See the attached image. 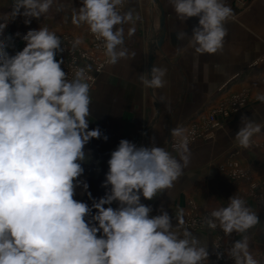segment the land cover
<instances>
[{
    "label": "clouds",
    "instance_id": "clouds-1",
    "mask_svg": "<svg viewBox=\"0 0 264 264\" xmlns=\"http://www.w3.org/2000/svg\"><path fill=\"white\" fill-rule=\"evenodd\" d=\"M170 2L180 21L198 18L189 36L196 53L222 51L225 24L233 15L224 0ZM126 3L80 0L81 6L72 9V24L87 27L107 65L129 55L123 25H132L131 37L142 20L139 13L124 11ZM53 4L54 0H13L12 11L0 22V36L9 20L20 15L38 19ZM185 36V31L177 33V39ZM10 39H0V264H208V246L187 226L183 208L177 207L173 226V217L163 207L153 216V208L141 202L172 189L184 175L191 157L186 129L171 130L176 155L155 144L137 146L121 139L107 161L102 182L107 191L93 199L87 182L79 179L82 164L90 158L86 145L103 135L98 126L89 128L92 65L79 66L73 57L69 78L62 68L63 41L47 26L27 31L22 37L26 45L14 55L7 51ZM82 43L76 37L71 50ZM166 72L153 66L139 79L145 89H161L167 83ZM256 99L264 102V95ZM241 123L234 140L247 149L261 125L246 116ZM78 187L92 199L91 206L75 199ZM259 222L246 200L234 195L226 206L208 212L201 226L219 228L225 236L239 234L241 238L226 249L228 257L235 264H260L246 234Z\"/></svg>",
    "mask_w": 264,
    "mask_h": 264
},
{
    "label": "crops",
    "instance_id": "crops-1",
    "mask_svg": "<svg viewBox=\"0 0 264 264\" xmlns=\"http://www.w3.org/2000/svg\"><path fill=\"white\" fill-rule=\"evenodd\" d=\"M159 1L165 12V36L161 46L154 51L152 67L167 70L165 87L145 89L139 79L141 74L149 72L150 47L160 31V10L153 0H127L124 11L130 9L142 17L136 22V32L131 37L128 29L132 25H123L124 47L129 55L115 65L105 64L107 58L104 56L103 70L92 71L95 82L90 91L93 102L89 128L98 126L108 139L105 141L102 135L101 139H93L86 145L85 151L90 158L82 164L84 173L79 179L87 182L88 192L96 200L107 191L102 187L108 171L107 161L121 139L137 146L155 144L176 155L172 148L173 128L186 129L188 136V127L217 103L221 89L225 92L234 90L242 81L264 71V0H252L250 8L238 15L236 0H224L233 15L225 24L227 36L223 49L215 54L196 53L189 45V36L193 27L198 25V18L182 22L170 0ZM12 4L13 0H0V22L12 11ZM80 6V0H54L50 11L38 19L20 15L9 20L0 39L10 36L13 43H17L27 31L47 26L53 31L58 28V31L75 38L81 37V45L85 47L92 41L87 27H76L71 22L72 9ZM57 7L62 11L58 12ZM26 20L30 22L26 23ZM183 31L188 36L177 39V33ZM93 51L100 59L104 55ZM62 56L65 64L67 46ZM243 116L261 125V132L253 137L254 144L247 149L239 147L234 140ZM189 149L190 163L174 187L151 201L142 198V203L153 208L150 215L160 214L159 209L163 207L173 217L175 226V211L177 207L183 208L187 226L202 244H207L209 256L218 252L227 256L226 249L241 236L236 233L225 236L219 228L202 227L201 220L212 209L226 206L229 198L237 195L246 200L260 221L246 233L249 250L253 257L259 252L264 253V204L258 199L264 197V186L260 183L264 182V102L259 101L246 111L238 112L227 125L215 132L212 139L200 138L190 142ZM236 166L246 172L245 177H238ZM75 199L89 206L92 204V199L79 187ZM111 206L115 208L117 204L114 202ZM194 220L200 224H193ZM217 243H221L222 249L216 248ZM227 259L224 263L230 264Z\"/></svg>",
    "mask_w": 264,
    "mask_h": 264
},
{
    "label": "rangeland",
    "instance_id": "rangeland-1",
    "mask_svg": "<svg viewBox=\"0 0 264 264\" xmlns=\"http://www.w3.org/2000/svg\"><path fill=\"white\" fill-rule=\"evenodd\" d=\"M235 3H236V15H238L241 12L242 13L246 12L250 8V5L252 4V0H236ZM58 30H60V29L55 28L54 31L57 33V35H59L62 38V40H64V42L66 39H69V40L75 39V37L72 36L71 34H69L67 32H63V31L61 32ZM2 39H7V38H2ZM13 41H14V39L8 40L7 51L9 52L10 55H14L16 52L22 50L23 47L26 45V41H24L23 39H21L17 43H13ZM96 43H98V42L94 40V41H91V43L89 45L87 44V46H85V47L80 45L78 47V50H77L79 53L78 55H80L82 57L90 58L91 63H94V65L97 63L103 64V61L105 60L104 55H101L102 57L100 59L98 53L93 51V50H95L94 45H96ZM62 68L64 69V65H62ZM263 72L260 74L256 73L254 76L249 77L247 79L248 82L246 80L242 81L241 85L236 87V89L231 90V91L228 90L224 94H221V96L217 100V103H215L210 108L209 112L204 117H202V118L198 119L196 122H194L193 125H190L188 127L189 128V130H188L189 143L192 141H196V139L194 140L193 134L197 133V134H199V135H197V137H200V134H205L206 131H209V128H206L207 122L209 120V115L212 113V111L217 110L220 107H222V105L226 106L227 104L236 103V105H242L243 104L244 106L242 105L243 107L241 109H238V111L233 112V114H229L228 116L223 117V119H222L223 124H222L220 129H222L225 125H227L233 119V117H235V115H237L238 112L242 113V112L246 111L247 109H249L254 103L259 102V100H257L256 97L258 95H264V73ZM217 130H214V133L212 134V136H208L206 138H204V136H201V138L202 139H208V140L212 139ZM197 139H200V138H197ZM173 143H174V138L172 139V144ZM236 169H238V168H236ZM236 174L238 175V177H245L246 176V172L243 169H238L236 171ZM260 183L264 186V182H260ZM259 193H260V191L257 192V194H259ZM258 199L261 200V204H264L262 202V199H264V197L260 198V196H259ZM258 204H259V201H258ZM258 254H261V252H259ZM258 254L255 255L254 258L257 259L260 262V264H264L263 261L261 262V259L258 257ZM226 257L229 258L228 255ZM227 260L231 261L230 264H232V261H233L232 258H229ZM208 264H212V263H208ZM222 264H225V263H222Z\"/></svg>",
    "mask_w": 264,
    "mask_h": 264
},
{
    "label": "built area",
    "instance_id": "built-area-1",
    "mask_svg": "<svg viewBox=\"0 0 264 264\" xmlns=\"http://www.w3.org/2000/svg\"><path fill=\"white\" fill-rule=\"evenodd\" d=\"M91 39H92V41H94L93 37H91ZM62 41H63L62 46H64V47L67 46V58H66L65 64H64V70H66L68 72V74L70 76L69 78H71V76H72V60H73V57L76 58L77 65H79V66H84L85 64H91L93 67V71L95 70V71L99 72V71L103 70V67L100 68L99 70H97L98 66L103 65V64L97 63L94 65V63H91L90 58H86V57H82V56L78 55L79 54L77 51L78 48L76 49L75 52H73L71 50L72 39L71 40L66 39L65 42H64V40H62ZM98 43H96V45H94L95 50L99 51V52H103V49L101 47H97ZM90 75H92V73H90ZM93 78L95 79L94 76H93ZM222 92H225V91L223 89H221V91L219 93L222 94ZM242 105H236V103H234V104L231 103V104H227L226 106L222 105V107H220L219 109L212 111V113L209 115V120L207 122V127H206V128H209V131H206L205 134H200V137H197V135H199L197 133L193 134L194 140L197 138H201V136H204V138H206L208 136H212V134L214 133V130L221 128V126L223 124V120H222L223 117L228 116L229 114H233V112L238 111V109H241L244 106V105L243 106ZM236 168H238V167L236 166ZM238 169H236V171ZM194 221L196 222V224H200L197 220H194ZM217 245H219V249H222L221 243H217L216 246ZM219 253H222V252H219ZM258 257L261 259V262L262 261L264 262V253L258 254ZM226 258L227 257L224 253H222L221 256H218L217 254H215L212 257L211 256L208 257V261H209L208 263L222 264V263H224ZM232 264H235L234 260L232 261Z\"/></svg>",
    "mask_w": 264,
    "mask_h": 264
},
{
    "label": "water",
    "instance_id": "water-1",
    "mask_svg": "<svg viewBox=\"0 0 264 264\" xmlns=\"http://www.w3.org/2000/svg\"><path fill=\"white\" fill-rule=\"evenodd\" d=\"M154 3L157 5V7L160 10V31L158 33V36L156 37L155 43L150 47V53H149V65H148V71L150 72L152 65H153V60H154V51L158 46H161L164 36H165V12L162 7V4L160 3L159 0H153Z\"/></svg>",
    "mask_w": 264,
    "mask_h": 264
}]
</instances>
